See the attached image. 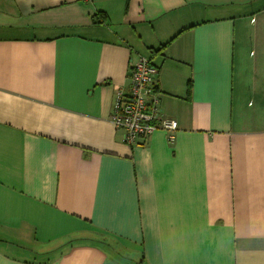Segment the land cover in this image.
I'll list each match as a JSON object with an SVG mask.
<instances>
[{
	"label": "crops",
	"instance_id": "crops-1",
	"mask_svg": "<svg viewBox=\"0 0 264 264\" xmlns=\"http://www.w3.org/2000/svg\"><path fill=\"white\" fill-rule=\"evenodd\" d=\"M140 55L173 143L110 120ZM0 264H264V0H0Z\"/></svg>",
	"mask_w": 264,
	"mask_h": 264
},
{
	"label": "built area",
	"instance_id": "built-area-1",
	"mask_svg": "<svg viewBox=\"0 0 264 264\" xmlns=\"http://www.w3.org/2000/svg\"><path fill=\"white\" fill-rule=\"evenodd\" d=\"M159 67L140 55L129 68V87L117 89L110 120L123 131V141L131 147L146 146L158 129L167 131L171 143L178 130L176 119L166 117L158 95Z\"/></svg>",
	"mask_w": 264,
	"mask_h": 264
}]
</instances>
